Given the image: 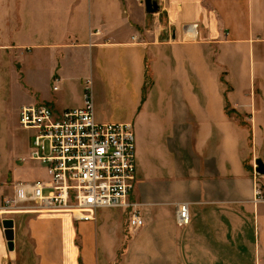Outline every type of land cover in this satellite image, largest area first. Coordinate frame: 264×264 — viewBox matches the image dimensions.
I'll list each match as a JSON object with an SVG mask.
<instances>
[{"label":"crops","instance_id":"crops-1","mask_svg":"<svg viewBox=\"0 0 264 264\" xmlns=\"http://www.w3.org/2000/svg\"><path fill=\"white\" fill-rule=\"evenodd\" d=\"M157 4L148 18L143 0H0V208L21 182L12 170L29 159L34 135L23 129L24 156L6 150L4 88L15 83L33 97L21 109L47 104L60 113L82 106L90 80L96 122L133 125L129 200L143 220L128 231L129 210L76 221L25 204L0 214V264H264V204L252 202L256 185L264 192V174L255 173L256 160L264 166V0ZM39 54L42 92L23 65L37 73ZM181 203L186 226L175 219Z\"/></svg>","mask_w":264,"mask_h":264},{"label":"built area","instance_id":"built-area-1","mask_svg":"<svg viewBox=\"0 0 264 264\" xmlns=\"http://www.w3.org/2000/svg\"><path fill=\"white\" fill-rule=\"evenodd\" d=\"M188 30L194 33L195 25ZM18 124L34 132L29 159L44 165L46 180L13 183L0 214L4 209L2 215H12L32 204L41 212H64L76 221H93L98 210L123 209L129 210L128 231L142 227L138 204L129 200L136 183L133 125L96 122L90 80L84 82L80 108L58 113L47 104L24 107ZM252 202L264 204L258 185ZM175 219L178 226L189 223L188 204L176 205Z\"/></svg>","mask_w":264,"mask_h":264},{"label":"rangeland","instance_id":"rangeland-1","mask_svg":"<svg viewBox=\"0 0 264 264\" xmlns=\"http://www.w3.org/2000/svg\"><path fill=\"white\" fill-rule=\"evenodd\" d=\"M29 61L24 60L23 65L25 68V80L35 88L39 89L40 92L45 90L47 87V76H46V62L42 58V55L36 57V62L31 60V66L36 65L35 72L32 73L29 71L28 68ZM48 64V62H47ZM17 66V71H20L19 63L15 64ZM49 65V64H48ZM5 100V108H6V124L8 126V133L6 136V150L9 151V147L16 146V155H25L26 153V145H25V138L27 137L26 131H24L18 125L17 116L18 112L21 109V105L26 102L27 100L32 99L33 97H29L24 91H21L19 87L14 83L13 85L10 84L9 87L4 88L3 90ZM9 162V159H5ZM4 164H6L4 162ZM14 167L17 168L16 173L12 170V174L14 175L15 181H21L22 183H31L36 180L38 177L43 176V169L44 165L40 164L39 162L31 161L28 158H23V161L15 162ZM4 201V200H3Z\"/></svg>","mask_w":264,"mask_h":264},{"label":"water","instance_id":"water-1","mask_svg":"<svg viewBox=\"0 0 264 264\" xmlns=\"http://www.w3.org/2000/svg\"><path fill=\"white\" fill-rule=\"evenodd\" d=\"M144 10L147 14L148 18H150L152 15L158 13L159 6L157 4V0H143ZM166 36V39L169 38L168 31L165 30L163 32ZM174 34L172 33L170 35V39L174 40ZM255 173L258 175L264 174V166L261 161L256 160L255 161ZM2 227L4 229V236L5 240L7 242V249L8 251L12 252L14 251V244H13V221L11 219H5L2 221Z\"/></svg>","mask_w":264,"mask_h":264},{"label":"bare ground","instance_id":"bare-ground-1","mask_svg":"<svg viewBox=\"0 0 264 264\" xmlns=\"http://www.w3.org/2000/svg\"><path fill=\"white\" fill-rule=\"evenodd\" d=\"M4 213H6L5 210L1 209V214H4ZM10 214H12V213H10Z\"/></svg>","mask_w":264,"mask_h":264}]
</instances>
